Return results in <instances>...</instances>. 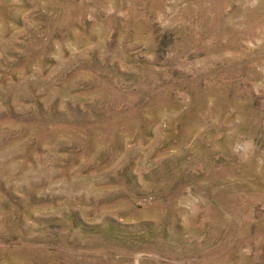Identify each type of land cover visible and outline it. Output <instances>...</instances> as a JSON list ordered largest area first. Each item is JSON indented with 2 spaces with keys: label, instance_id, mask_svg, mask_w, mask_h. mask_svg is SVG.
I'll return each mask as SVG.
<instances>
[{
  "label": "rangeland",
  "instance_id": "obj_1",
  "mask_svg": "<svg viewBox=\"0 0 264 264\" xmlns=\"http://www.w3.org/2000/svg\"><path fill=\"white\" fill-rule=\"evenodd\" d=\"M0 264H264V0H0Z\"/></svg>",
  "mask_w": 264,
  "mask_h": 264
}]
</instances>
